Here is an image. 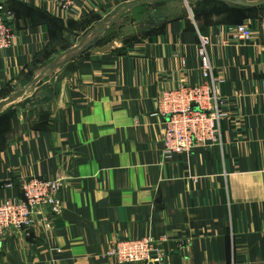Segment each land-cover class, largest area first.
Wrapping results in <instances>:
<instances>
[{
  "label": "crops",
  "instance_id": "0c3cea01",
  "mask_svg": "<svg viewBox=\"0 0 264 264\" xmlns=\"http://www.w3.org/2000/svg\"><path fill=\"white\" fill-rule=\"evenodd\" d=\"M133 1L80 0L83 14L63 20L46 0H0L17 18L14 46L0 51V103L54 89L49 104L0 117V200L19 198L27 178L64 183L60 215L40 208L30 235L0 237V264H117L104 256L112 241L147 237L165 239L160 264H264V4L124 11ZM52 19L93 32L81 46ZM240 24L252 41L229 35ZM199 35L229 102L221 141L166 159L158 104L164 90L203 81Z\"/></svg>",
  "mask_w": 264,
  "mask_h": 264
},
{
  "label": "built area",
  "instance_id": "2783aa9c",
  "mask_svg": "<svg viewBox=\"0 0 264 264\" xmlns=\"http://www.w3.org/2000/svg\"><path fill=\"white\" fill-rule=\"evenodd\" d=\"M49 12L63 20L83 14L80 0H46ZM15 13L0 4V51L15 44ZM227 32L235 41L250 42L254 32L248 24L230 27ZM211 43L207 36L199 35L197 54L201 61L203 81L196 85H181L164 90L157 113L164 118L162 133L163 154L171 159L178 154L190 155L197 147L214 145L221 141V122L227 117L229 102L217 91V80L209 55ZM64 183L60 178L31 177L21 185V196L0 200V237L11 230H20L27 236L34 226V213L49 209L52 216L61 213L59 193ZM8 188L12 184L7 185ZM163 240L147 237L140 240L112 241L105 253L117 264H160L166 257Z\"/></svg>",
  "mask_w": 264,
  "mask_h": 264
},
{
  "label": "water",
  "instance_id": "95a60500",
  "mask_svg": "<svg viewBox=\"0 0 264 264\" xmlns=\"http://www.w3.org/2000/svg\"><path fill=\"white\" fill-rule=\"evenodd\" d=\"M157 1H162V0H138V1H133L131 3H126L123 5L124 11L130 10L133 6H139V5H145L148 3H153ZM216 1H222V2H227V3H232V4H238V5H246V6H259L263 5L264 1L261 3H245L243 1H235V0H216ZM122 13H119L121 15ZM52 21L58 25L61 29H63L65 32L68 33V37L70 38L72 35L75 37H78L81 40V46L85 43V40L88 38L92 31H87L84 33L83 36L79 34L72 33L66 26L61 24L59 21L52 19ZM72 52V50L70 51ZM27 91V89H26ZM26 91L18 92L16 93L12 98L8 99L7 101H4L0 103V117L5 115L6 113L13 111L16 109L17 112H21L24 109H26L27 106H34V100L38 104H49L53 100V93L54 89L50 85H43L40 87L37 91L29 90L31 94H33L31 97H25ZM39 95V96H38ZM20 102L17 106H15L14 102Z\"/></svg>",
  "mask_w": 264,
  "mask_h": 264
},
{
  "label": "rangeland",
  "instance_id": "374dc122",
  "mask_svg": "<svg viewBox=\"0 0 264 264\" xmlns=\"http://www.w3.org/2000/svg\"><path fill=\"white\" fill-rule=\"evenodd\" d=\"M1 3V2H0ZM136 20H137V17H136V15H133V16H130L129 18H128V20H127V22L124 24L123 23V29H125V26H131V25H134L135 23H136ZM122 29V30H123ZM127 29V28H126ZM114 35H116V33H111L109 36H107V40H109V39H112L113 37H114ZM15 103V102H14ZM8 184H12L13 185V183H8ZM7 184V185H8ZM7 185H6V187H7ZM4 200V199H3Z\"/></svg>",
  "mask_w": 264,
  "mask_h": 264
},
{
  "label": "trees",
  "instance_id": "16d2710c",
  "mask_svg": "<svg viewBox=\"0 0 264 264\" xmlns=\"http://www.w3.org/2000/svg\"><path fill=\"white\" fill-rule=\"evenodd\" d=\"M207 1H216V0H207ZM56 25V24H55ZM57 27H59L58 25H56ZM60 28V27H59ZM61 29V28H60ZM61 30H63V29H61ZM64 31V30H63Z\"/></svg>",
  "mask_w": 264,
  "mask_h": 264
}]
</instances>
